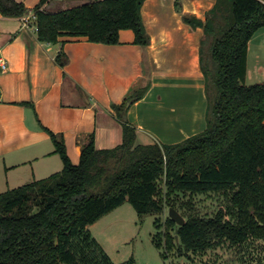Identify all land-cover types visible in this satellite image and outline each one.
Segmentation results:
<instances>
[{
	"label": "trees",
	"instance_id": "trees-1",
	"mask_svg": "<svg viewBox=\"0 0 264 264\" xmlns=\"http://www.w3.org/2000/svg\"><path fill=\"white\" fill-rule=\"evenodd\" d=\"M45 1L35 8L41 41L73 34L118 43L120 30L131 28L136 43H150L142 15L145 0H87L55 12L41 9ZM0 10L4 16H22L28 7L0 0ZM183 18L205 29L201 66L207 127L181 142L143 144L126 120L121 144L98 148L92 133L79 163L72 161L64 136L47 128L64 168L0 192V264H113L89 225L126 201L140 216L162 214V178L168 200L179 190L219 191L229 198L227 210L214 215H202L193 200L181 202L189 214H182L184 224L168 216L167 247L177 242L179 252L190 256L221 242L264 239V82H246L250 40L264 27V0H217L205 20ZM57 60L65 65L69 57L62 51ZM147 87L114 104L119 117L127 101L142 98Z\"/></svg>",
	"mask_w": 264,
	"mask_h": 264
},
{
	"label": "crops",
	"instance_id": "crops-1",
	"mask_svg": "<svg viewBox=\"0 0 264 264\" xmlns=\"http://www.w3.org/2000/svg\"><path fill=\"white\" fill-rule=\"evenodd\" d=\"M18 1L28 7V14L42 0ZM85 1L46 0L41 8L55 12ZM216 2L145 0L148 45L136 43L131 28L120 30L118 43L73 34H63L57 42L41 41L35 22L24 25L25 14L4 16L0 10V58L8 64L6 69L0 64V192L64 168L47 128L64 136L74 163L80 162L83 144L92 133L98 148L121 144L126 120L118 116L114 104L141 87L148 86L144 96L127 109L137 143H177L204 130L205 29L183 17L205 20ZM62 51L69 57L65 65L57 60ZM252 56L256 61L252 78L264 82V27L250 40L246 79Z\"/></svg>",
	"mask_w": 264,
	"mask_h": 264
},
{
	"label": "rangeland",
	"instance_id": "rangeland-1",
	"mask_svg": "<svg viewBox=\"0 0 264 264\" xmlns=\"http://www.w3.org/2000/svg\"><path fill=\"white\" fill-rule=\"evenodd\" d=\"M255 62L252 56L250 75L246 79L249 84L258 82V79L252 78ZM161 186L165 201V211L162 214L140 216L133 205L126 201L89 228V233L101 244L113 264H264V239L257 240L254 237L239 245L221 242L214 248L190 256L179 252L177 242L175 247H167L164 233L168 230L166 220L170 203L175 202L176 206L173 207L187 216L189 209L183 207L181 202L193 200L195 208L202 215H214L220 209L227 210L229 198L219 191L185 193L179 190L168 200L163 178ZM170 233L175 235L176 228L173 227ZM160 238L162 246L157 245V239Z\"/></svg>",
	"mask_w": 264,
	"mask_h": 264
},
{
	"label": "water",
	"instance_id": "water-1",
	"mask_svg": "<svg viewBox=\"0 0 264 264\" xmlns=\"http://www.w3.org/2000/svg\"><path fill=\"white\" fill-rule=\"evenodd\" d=\"M130 101H127L126 106L122 112V116L124 118V120H127V109L128 106L130 105ZM169 216L174 219L178 224H184L186 219L185 217L182 215V213L176 208L171 206L169 209Z\"/></svg>",
	"mask_w": 264,
	"mask_h": 264
},
{
	"label": "built area",
	"instance_id": "built-area-1",
	"mask_svg": "<svg viewBox=\"0 0 264 264\" xmlns=\"http://www.w3.org/2000/svg\"><path fill=\"white\" fill-rule=\"evenodd\" d=\"M23 20H24L23 21L24 22V25L26 27H29L32 23L35 22L34 27H35L36 30H38V25L36 23V21H37V14H36V11L35 10L29 12L28 14H25L23 16ZM0 64H1V66H2L3 69H6L8 67L7 62L4 61L2 58H0Z\"/></svg>",
	"mask_w": 264,
	"mask_h": 264
}]
</instances>
